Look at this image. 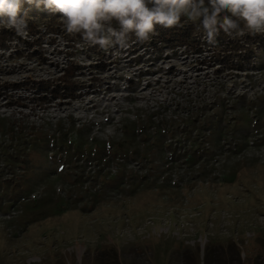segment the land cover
<instances>
[{
    "label": "rangeland",
    "instance_id": "1",
    "mask_svg": "<svg viewBox=\"0 0 264 264\" xmlns=\"http://www.w3.org/2000/svg\"><path fill=\"white\" fill-rule=\"evenodd\" d=\"M9 29L0 40V81L14 85L0 94V264H199L198 251L200 264H242L249 253L255 254V264H264V137L243 136L264 134V49L256 46V38L245 30L241 37L226 36L230 45L222 49L203 36L198 52L183 45L155 49L135 44L94 53L93 44L75 40L65 29L42 27L32 34ZM231 45L242 51L231 50L232 63L218 65L217 54ZM249 47L255 49L254 58L240 67ZM72 64L81 83L75 99L47 96L43 105L41 95L22 87L46 80L55 84ZM209 117L217 123L210 124L211 136L205 132L207 152L222 151L228 142L224 129L234 134L232 147L241 154L225 158L220 184L190 192L200 209L185 207L174 217L170 206L161 214L184 192L155 184L148 171L131 170L153 163L154 174L163 170L168 177L165 155L173 157L178 170L182 131L208 129L201 125ZM73 124L100 143H118L128 125L149 133L159 125L167 133L162 137L165 155L157 151L163 133H141L158 140L145 153L148 140H135L128 128L122 147L111 150L131 156L139 149L143 161L126 159L127 168L102 176L98 184L95 159L75 162L72 156L104 147L87 143L80 148ZM54 147L63 152H53ZM192 151L203 154L204 149L194 144ZM115 157L108 158L115 163ZM75 163L82 166L76 173L84 174L79 179L85 184L69 176ZM174 173L173 180L181 178V171Z\"/></svg>",
    "mask_w": 264,
    "mask_h": 264
},
{
    "label": "trees",
    "instance_id": "2",
    "mask_svg": "<svg viewBox=\"0 0 264 264\" xmlns=\"http://www.w3.org/2000/svg\"><path fill=\"white\" fill-rule=\"evenodd\" d=\"M21 15L25 16L27 23H28V28L26 30L27 33H31L34 32L35 30H37L38 28H42L44 27L47 30H52V31H56L58 32L59 30H63L64 26H63V22L60 19L62 14L55 11V10H50V9H45L43 7V5H41L40 7H36L34 5H27L25 4L20 12ZM109 25H106V27ZM110 26L112 28H114L117 32L120 31L119 25L117 22L112 21L110 23ZM9 28H6L4 25H0V40L1 39H6V36L8 35L9 32ZM70 33H68L69 35ZM72 36H75V40H81L80 38H82L83 41H88L85 40L83 35L81 33H71ZM264 34H257V35H250L249 37L251 39H257V44L256 46H258L259 49H264V39H261V36ZM204 36V29L202 28V26L199 24V22L196 23H183L182 22V26H173L171 28H165L163 26L160 25H156L155 29H154V33L149 35L148 40L146 41H140L136 38V36L134 35V33H128L124 36L123 40L120 43L116 42V37H111L110 38V44L107 46L106 49H102L100 48L99 45H91L92 49L94 50V53H100V52H104L106 50H113V49H118V48H122V47H127V49H130L131 47H134L135 44L143 46V47H152L155 49H161L162 46H168V47H173L175 45L178 46H186L187 48H190V50L198 52L201 51L200 49V44H201V40L202 37ZM227 35H225L222 31L218 32V34L215 36V40L217 41L216 43V47L222 49V48H226L227 45H230V42L224 40L226 38ZM3 42L1 45L4 46ZM88 44H92L90 41H88ZM124 44H126L125 46H123ZM90 46V45H89ZM232 49L229 50H221V54H217L216 60L221 62L218 63V65H222L223 64H231L232 60L229 57V53L231 54V50H235V51H242L241 49H238L237 47H235L234 45H231ZM247 52H244V54L242 55L243 58H241L239 60V66L240 67H244V66H248L254 57L250 58L251 55H253L255 53V49L253 47H249L246 49ZM217 52V51H216ZM237 52V53H238ZM242 54V52L240 53ZM77 70V66L76 65H69L66 67V69L64 70L66 73L63 77H60L57 79L56 83H53V80H46V81H41L40 83H32L33 85H31L29 87L28 83H26L25 85H22V87H27L28 90L33 91V93H38L39 95H41L40 98V102L41 104H45L46 102H48V98L47 96H51V98L56 97L57 99H60L61 97H66V98H72L75 99L76 93L79 90V87L81 86L80 81L76 80L77 77L75 74V71ZM8 85L9 86H14L12 84H8L6 82L2 83L0 81V94L2 92H4L3 94L7 93L8 90ZM16 86V85H15ZM5 90V91H4ZM9 91V90H8ZM51 102V101H50ZM263 111V110H261ZM217 121L221 122L223 119L220 116H216ZM217 121L213 118V117H209V119L204 120L202 122L201 127L203 128V126H206V130L202 131V129L200 128H195L193 131L189 130L188 132L186 130H184L185 132L182 131L180 140L178 142V144L180 146H182L180 150V152H183V157H181V165L179 167L178 170H174V165L173 163H177L176 161H172L173 157H167L165 155V151H163V145L165 144V142L167 141L166 139H163V135L167 134L165 131H163L159 125H153L152 128L154 132L149 133L147 131H144L143 127L138 128L134 125H128L126 128H132L133 129V133L132 136L135 138V140H137V138L142 137L147 141L148 144V148L144 149L145 153L146 151L151 152L153 150V147H155L157 144L156 142L158 140H152L151 138H144V136H140L141 133H148L150 135H154L156 136L158 134V132H161L163 134L160 135V139L162 138V143H160V141L158 142L160 145V149L158 148L157 151H160L161 154L165 155V174L168 177L163 176L164 172L163 170L161 171V173H157L154 174L153 171V167L152 164L153 163H138L139 167L137 168V170H131L134 173H139L140 171L144 170V171H148V173L150 174V176L153 177L154 183H163V184H167L170 187L176 189V191L178 190H182L184 192L183 198L178 197L176 198L173 202H171L169 205L164 206L163 211H161L160 213L163 214L165 211H167L170 206L171 209H174V213L172 212V216L175 217L176 214H179L183 209H185V207H188L187 209H195L198 210L200 209V207H198V203L195 204L196 202L193 200V195L190 192H194L196 189H199V187H201L202 185H211L212 183L214 185H218L221 183V174L224 171V168L227 166V164H223L225 158L227 157H232L241 153H236L237 151H234L233 149V141L234 140V134H230L228 133L226 130L222 129V132L224 133V136L226 137L225 141H228L227 143L224 144V147L222 148L221 152H217L214 154H209L208 150H210V144L207 141L206 143L204 142V140L206 139V131H208L209 135L211 136L213 131L212 129L214 128V126H211L210 124L212 123H217ZM153 122H150V124H152ZM211 126V127H209ZM126 132L124 135V138H126L129 134ZM72 130H75V124L72 125ZM76 133L79 135L78 140L76 141L77 144L81 147H86L85 145L87 143L92 144L93 146H101L104 147V150H101L98 153H91V154H79L77 151H73V156H72V160H74L75 162H80L81 158H92L95 159V161L98 163V165H96L98 167V174L97 176H99V178H96L95 176L93 177L95 179V181H97V183L99 184V180L101 179L102 176H105L109 173H115L117 174L119 171V168L123 167L125 168L126 166H128V162H126V159L128 160L130 157H132L135 161H139L142 162L143 158L141 156H139V149L132 151V155L128 156L126 153H118L117 149L111 150L114 146H118L119 148L122 147V140H120L118 143H114V141L109 142V143H100L94 139H88L86 138V133H84V131L82 129H78L75 130ZM170 131V130H169ZM170 136H172L169 141L173 142L174 141V135L171 134ZM243 136L248 137V139H254L256 141L262 139L264 137V134L262 133H257L256 135H249L248 133H243ZM89 137V136H88ZM47 137L45 136V139ZM44 139V138H43ZM184 139V140H182ZM63 140V139H61ZM185 141L188 142L187 145H185ZM232 141V142H231ZM255 142V141H254ZM72 143V142H70ZM111 143V144H110ZM154 143V144H153ZM175 143V142H174ZM115 144V145H114ZM140 144V142H139ZM194 144H199V146H202V148L204 149L203 154H197V151H192L193 149V145ZM264 144V143H263ZM263 144H260L261 146H264ZM91 145V146H92ZM173 145V144H171ZM170 145V146H171ZM259 145V146H260ZM189 148L188 150H186L185 148ZM168 148V147H166ZM259 148V147H258ZM56 149H60L59 154H61L62 151V147H54L52 148V151H56ZM185 149V150H184ZM37 148H34V151H36ZM171 150V148H170ZM177 150V149H176ZM176 150H171L172 152H175ZM182 150V151H181ZM208 151V152H207ZM107 154V155H103V157L101 156V154ZM118 155V157H115V163H112V160H110L108 157L109 155ZM172 156V153L170 154ZM188 156H195L197 158L196 163H189L190 160H185ZM34 159V156H33ZM190 159V158H189ZM101 162V163H100ZM213 163V164H212ZM76 166L74 168V173L70 174L69 176L74 179L75 182H81L82 184H85V181L80 180L79 178H83L84 174L82 173L81 175L79 173H76L77 170L79 168H81L82 166L79 165V163H75ZM217 164V165H216ZM163 165V166H164ZM216 165V166H215ZM218 166V167H217ZM115 168V172H113V169ZM127 168V167H126ZM161 168H163L161 166ZM39 168H36L35 170H38ZM130 171V170H129ZM180 171L182 172V174H180ZM217 171V174H214L213 172ZM175 172V173H174ZM177 175L178 173L181 175V178H177L176 180L172 179V174ZM73 181V182H74ZM122 181L126 182L125 179V175L122 178ZM69 184V183H68ZM72 185H74V183H72ZM70 187H72L71 185H69ZM92 190H96L93 188H90ZM190 193V194H189ZM116 194V193H115ZM192 195V196H191ZM228 197L231 198L230 195H228ZM178 199V200H177ZM187 202V205L184 206V203ZM228 211V210H227ZM201 218H203V214L200 212ZM196 217L199 216H193V218L191 220H196ZM181 245H184L185 242L184 241H180ZM188 245H186L187 247ZM190 249L192 251L193 248L190 247ZM189 250V249H186ZM197 259H198V263L199 262V251L197 254ZM255 254L254 253H249L248 255H246V257L244 258V261L242 264H255Z\"/></svg>",
    "mask_w": 264,
    "mask_h": 264
},
{
    "label": "clouds",
    "instance_id": "3",
    "mask_svg": "<svg viewBox=\"0 0 264 264\" xmlns=\"http://www.w3.org/2000/svg\"><path fill=\"white\" fill-rule=\"evenodd\" d=\"M25 4L61 13L67 33H81L102 49L111 37L120 43L131 32L146 41L156 25L171 28L182 22H199L210 45L217 43L220 31L230 37L244 36L245 30L248 35L264 34V0H0V25L25 32L28 23L20 14ZM112 21L119 32L110 26Z\"/></svg>",
    "mask_w": 264,
    "mask_h": 264
},
{
    "label": "bare ground",
    "instance_id": "4",
    "mask_svg": "<svg viewBox=\"0 0 264 264\" xmlns=\"http://www.w3.org/2000/svg\"><path fill=\"white\" fill-rule=\"evenodd\" d=\"M69 105V104H68Z\"/></svg>",
    "mask_w": 264,
    "mask_h": 264
},
{
    "label": "built area",
    "instance_id": "5",
    "mask_svg": "<svg viewBox=\"0 0 264 264\" xmlns=\"http://www.w3.org/2000/svg\"><path fill=\"white\" fill-rule=\"evenodd\" d=\"M146 264V263H145Z\"/></svg>",
    "mask_w": 264,
    "mask_h": 264
}]
</instances>
